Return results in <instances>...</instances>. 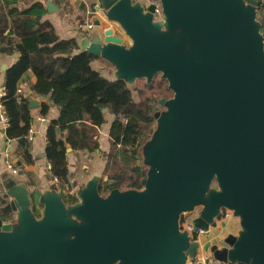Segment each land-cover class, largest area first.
<instances>
[{
    "label": "water",
    "instance_id": "water-1",
    "mask_svg": "<svg viewBox=\"0 0 264 264\" xmlns=\"http://www.w3.org/2000/svg\"><path fill=\"white\" fill-rule=\"evenodd\" d=\"M160 1L163 16L156 20V3L145 10L134 0H99L96 9L119 22L132 45L112 27L83 42L116 64L115 78L151 80L162 72L175 92L166 101L169 110L155 114L157 131L142 148L150 167L144 188L114 187L103 196L96 174L75 204L66 205L53 188L38 218L28 197L6 187L0 194V264H192L201 244L182 230L181 216L197 206L202 210L192 219L194 232L210 233L225 208L240 216L237 235L228 234L222 245L211 242L214 260L264 264L260 0ZM37 105L29 99V107Z\"/></svg>",
    "mask_w": 264,
    "mask_h": 264
},
{
    "label": "trees",
    "instance_id": "trees-1",
    "mask_svg": "<svg viewBox=\"0 0 264 264\" xmlns=\"http://www.w3.org/2000/svg\"><path fill=\"white\" fill-rule=\"evenodd\" d=\"M47 11L40 1L26 6L20 0H1L0 48L5 44L4 51L20 54L5 73L1 103L7 118L6 135L19 143L16 164L33 163L27 137L31 128L29 101L17 92L25 72L33 69L37 77L35 94L50 95L53 103L63 106L59 116L48 124L45 152L52 178L57 179L53 188L64 197L71 190L67 148L96 151L100 145L98 129L106 121L101 105L109 106L115 114L109 134L116 170L105 171V179L100 180L99 191L106 196L125 181L119 163L136 176H146L148 166L138 162L152 135L154 105L151 100L136 101L126 80L108 78L94 68L92 61L99 56L80 49L76 38H60L52 22L43 19ZM12 34L18 40L14 41ZM48 110L49 104L42 103L41 113ZM142 186V182H132L129 187ZM186 217L181 216V223Z\"/></svg>",
    "mask_w": 264,
    "mask_h": 264
},
{
    "label": "crops",
    "instance_id": "crops-1",
    "mask_svg": "<svg viewBox=\"0 0 264 264\" xmlns=\"http://www.w3.org/2000/svg\"><path fill=\"white\" fill-rule=\"evenodd\" d=\"M34 1H40L47 7L48 11L43 19H48L52 22L60 38H76L80 49H84L83 42L87 35H90L88 32L90 12L88 11L89 8L85 0H20V4H25L27 6ZM76 1H80V3L76 4ZM49 2L51 4L53 3V10H49ZM96 5L97 4H95V9ZM257 15V18L261 21L262 25H264V0H260ZM104 28L105 27H101L103 31L105 30ZM92 31H97V29L92 28ZM95 35H100V33L91 35V38ZM11 37L14 41L19 38L15 34H12ZM4 47L5 44H2L0 48V150H4L0 159V191L4 190L6 192V187H8L9 189L17 191L20 196L28 197L32 211L40 218L45 208L42 199L51 195L55 184L45 152L47 145V128L50 121L59 116L63 106L53 103L50 95L35 94L37 77L33 69H29L25 72L19 83L22 94L28 98V101L30 98L39 101V105L32 108L29 107V118L31 121L30 134L33 137L29 140V150L33 156L34 162L16 164V151L19 147V143L17 140L9 139L6 135L7 124L2 119L3 106L1 97L5 91L6 69L18 60L20 54L19 52H6L3 50ZM92 66L101 71L106 77L115 78L112 74L107 72V66L103 63L101 58L97 57L94 59L92 61ZM45 102L49 104V110L46 114H42L41 106L42 103ZM101 107H107L108 110L104 112L106 121L98 129L99 148L92 152L88 150H68L69 147L67 148L71 190L68 194H65L70 198L68 201L66 200V196L63 197L66 205L79 202L81 200L79 192L86 187L88 181L92 177L96 174H100L105 168L107 154L111 147L109 131L115 114L109 106L101 105ZM9 146L11 147L10 152H7L6 150ZM8 155H10L14 165L18 168L17 174H13L7 166ZM13 181L16 182L12 183ZM13 217L16 218V216ZM224 218L218 220L217 228L212 227L210 233L199 235L201 243L200 251L202 253L210 252V244L212 241L217 239L221 242L228 234L233 233L237 235L241 230L239 219L231 217L228 219ZM215 229H219V231L214 232L216 231ZM220 244L222 245L223 242ZM190 261V263L193 264L194 259H190ZM215 264L220 263L215 262Z\"/></svg>",
    "mask_w": 264,
    "mask_h": 264
},
{
    "label": "rangeland",
    "instance_id": "rangeland-1",
    "mask_svg": "<svg viewBox=\"0 0 264 264\" xmlns=\"http://www.w3.org/2000/svg\"><path fill=\"white\" fill-rule=\"evenodd\" d=\"M85 1L87 2V7L89 8L88 11L90 12L88 22H93V26L88 27V32L90 33V35H87L88 37L91 38L92 37L91 35H94L97 33H100V35L104 34V31L101 29V27H105V28L112 27L116 34H119V36L124 38V42H125L127 47H130L132 45V39L129 37V35L126 33V31L123 29V27L120 25L119 22L109 19L104 10H102V9L96 10L95 7L94 8L92 7L91 3L98 4L99 0H85ZM134 2H140V3H142V5L144 7L145 6L148 7V5L151 3H156V5L157 4L161 5L160 0H134ZM79 3H80V1L79 2L76 1V4H79ZM146 7H145V10H146ZM162 16H163V12H162ZM162 16L155 14L154 19L160 20V19H162ZM97 18L101 20L100 25H96L94 22L95 19H97ZM92 28L97 29L98 32L92 31ZM163 28L165 29V27H163ZM99 58H101L103 60V63L107 66L106 67L108 70L107 72H109L110 74H112V76L115 77V73L117 72L116 64H114L113 62H111L110 60H108L102 56H99ZM128 84L132 88V94H133V97L136 101H141V100H151L152 101L151 103H153V105H154V108H153L154 113H157V112L164 113L167 110H169V107L166 104V101H169L172 98H174L175 92L171 88H169V81L167 78H165L163 76L162 72H158L151 80H149L145 77H142V78H137L131 82H128ZM161 98H165L164 104L160 103L159 100ZM155 119L156 120L152 126V128H153V131L151 132L152 135H151L149 140L153 139L154 134L156 133L157 128H158L159 118L155 117ZM142 155H143V158L138 163H145V161H144L145 153H144L143 149H142ZM113 163H115V157L113 155V151L112 152L109 151V153L107 154V161L105 164V168L102 172H100L101 179L102 178L105 179L104 175H103V173L105 174V171H107L108 173H111V172L116 170ZM119 165H120L121 169H123L125 171V181H124L122 187H120L118 189L121 191L135 189V188L129 187L130 184L132 182H142V179L144 177L136 176L132 171L126 169L122 163H119ZM144 167L146 168V166H144ZM149 168H150L149 166H148V169L146 168L147 174L145 177H147V175L149 173ZM88 173H89V171H88ZM212 186H217V183L215 180L213 181ZM142 188H144V186H142ZM65 196H66V200L68 201V199H70V198L67 197V195H65ZM69 201H71V200H69ZM201 210H202V206H197L194 210L188 212L186 215H187V217H196L197 215L200 214ZM230 211L232 212V214L230 216L231 218H236V219L240 220V216H236L234 214L233 210H230ZM228 218L229 217H226L224 219H228ZM216 228H217V226H216ZM215 230L216 231H214V232L219 231V229H215ZM220 243H222V241Z\"/></svg>",
    "mask_w": 264,
    "mask_h": 264
},
{
    "label": "built area",
    "instance_id": "built-area-1",
    "mask_svg": "<svg viewBox=\"0 0 264 264\" xmlns=\"http://www.w3.org/2000/svg\"><path fill=\"white\" fill-rule=\"evenodd\" d=\"M161 8H162V6L157 4V6L155 8V14L156 15L162 16L163 11ZM92 26H93V22H88V27H92ZM262 31H264V25H262ZM17 92L22 93V89L20 87H18ZM3 94H4V92H3ZM2 119L7 124V118L4 114V112L2 114ZM123 120L126 121L125 118ZM27 137H28V140H31L33 138L30 134V131H29ZM7 166L12 171L13 174L18 173V168H17V166L14 165L12 159L10 158V155H8V157H7ZM55 180H57V179L55 178ZM0 194H1V191H0ZM231 214H232V212L230 211V209H228V208L223 209V217H230ZM192 219H193V217H187L186 220L181 223V228H182V230H184V229L188 230L189 233L192 235V238L197 239L200 242L199 235L204 234L205 231L203 229H199L198 232H194V230H193L194 226L192 224ZM200 247H201V245H200ZM215 262L220 263V262L213 259L211 251L209 253H202L200 251V248H199L198 254L194 258L193 264H215ZM220 264H223V263H220Z\"/></svg>",
    "mask_w": 264,
    "mask_h": 264
},
{
    "label": "flooded vegetation",
    "instance_id": "flooded-vegetation-1",
    "mask_svg": "<svg viewBox=\"0 0 264 264\" xmlns=\"http://www.w3.org/2000/svg\"><path fill=\"white\" fill-rule=\"evenodd\" d=\"M185 214H187V213H185ZM185 214H183V215H185Z\"/></svg>",
    "mask_w": 264,
    "mask_h": 264
}]
</instances>
